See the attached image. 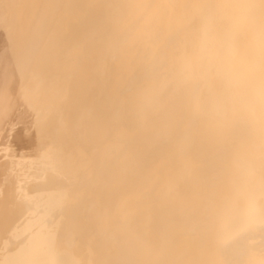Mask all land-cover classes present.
<instances>
[{
	"label": "bare ground",
	"instance_id": "bare-ground-1",
	"mask_svg": "<svg viewBox=\"0 0 264 264\" xmlns=\"http://www.w3.org/2000/svg\"><path fill=\"white\" fill-rule=\"evenodd\" d=\"M0 264H264V0H0Z\"/></svg>",
	"mask_w": 264,
	"mask_h": 264
}]
</instances>
